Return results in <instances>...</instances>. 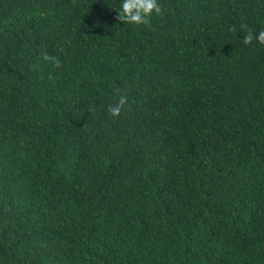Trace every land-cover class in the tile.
<instances>
[{"label":"trees","instance_id":"obj_1","mask_svg":"<svg viewBox=\"0 0 264 264\" xmlns=\"http://www.w3.org/2000/svg\"><path fill=\"white\" fill-rule=\"evenodd\" d=\"M158 2L0 0V264H264V0Z\"/></svg>","mask_w":264,"mask_h":264},{"label":"clouds","instance_id":"obj_2","mask_svg":"<svg viewBox=\"0 0 264 264\" xmlns=\"http://www.w3.org/2000/svg\"><path fill=\"white\" fill-rule=\"evenodd\" d=\"M163 9L158 0H122L117 19L125 24L150 26L151 18L155 15H161ZM235 27L233 31H235ZM240 31L244 32L242 43L251 46L255 43L264 46V29L258 32L246 24L240 25ZM41 59L44 62L52 64L55 68L62 67L60 59L48 52H43ZM118 102L109 105L107 111L113 118H119L125 106L128 104V97L117 90Z\"/></svg>","mask_w":264,"mask_h":264}]
</instances>
